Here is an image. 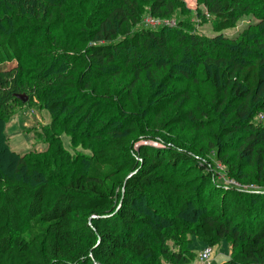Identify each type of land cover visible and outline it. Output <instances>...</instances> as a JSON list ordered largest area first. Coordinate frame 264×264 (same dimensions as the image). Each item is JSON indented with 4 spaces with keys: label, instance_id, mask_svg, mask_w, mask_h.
<instances>
[{
    "label": "trees",
    "instance_id": "trees-1",
    "mask_svg": "<svg viewBox=\"0 0 264 264\" xmlns=\"http://www.w3.org/2000/svg\"><path fill=\"white\" fill-rule=\"evenodd\" d=\"M196 2L194 12L186 0H0V264H190L191 234L206 247L227 241L222 264H264V193L219 185L214 166L195 157L204 155L153 137L146 122L115 117L124 127L111 128L115 100L162 116L187 100L179 80L210 83L212 107L200 116L217 130L206 153L231 142L236 165L227 170L237 182L245 158L263 165L264 0ZM251 16L259 22L224 37ZM207 21L216 36L198 30ZM35 97L51 118L47 151L20 155L5 127ZM228 109L222 121L210 116ZM63 135L93 154L73 155ZM190 165L204 197L166 177Z\"/></svg>",
    "mask_w": 264,
    "mask_h": 264
},
{
    "label": "rangeland",
    "instance_id": "rangeland-1",
    "mask_svg": "<svg viewBox=\"0 0 264 264\" xmlns=\"http://www.w3.org/2000/svg\"><path fill=\"white\" fill-rule=\"evenodd\" d=\"M186 2L188 7L196 12L198 8L196 0H186ZM148 18L149 17L145 18V25H148ZM258 22L259 20L253 16L244 17L239 21L236 28L226 30L222 34L224 37L234 39L245 29L257 24ZM198 30H200L201 33L207 34L208 36H216V33L213 31L209 21L199 26ZM189 65L191 68V73L193 74L192 69H194V66L192 64ZM194 83L195 82L191 79L188 82L179 80L178 83L175 84L179 91H184L187 100H183V98L180 100L175 99V104L169 105L162 116L154 114L151 108H141L140 106L134 107L130 105L131 103L126 99H121L119 102L115 100L117 105H115V114L113 113L114 119L111 122V128L115 129L116 127H124L123 121H115V117H133L140 121L146 122L147 130H155V132H153L155 134H152L153 137L161 139L160 136L164 135L166 141H169L170 143H174V141L179 143L184 142V147L187 149L191 150L192 152H198L200 155H204V158L198 155H195V157L198 160H201V163H207L208 165L211 164L214 166L213 168L216 174V182L219 185H223L227 188H237L235 185L230 184V182L238 183L241 185V187L249 184V188L247 189H257L259 192L264 193V153L263 157L261 158L263 161L262 166L261 163L258 162L257 158L244 159V162L236 173L245 180L240 181L239 179V182H237L238 179L236 176L234 178L233 176L230 177L227 170L230 164H233L234 166L236 165L233 162L235 156L233 148H231L229 145L231 142H229V144L221 145L218 153L217 151L206 153V143L210 141L211 134L216 132L217 123H215L212 118H208V122L203 120L200 116V109H207L209 106L212 107L211 101L213 99V89L210 83ZM184 93L181 95H184ZM148 95L149 91L146 84L144 88L139 93H137V99L139 103L143 105L146 100H149L151 94L149 96ZM32 101V104L28 103L26 105H19L15 115L5 127V135L8 139L10 148L20 155H24L29 152L44 153L47 151L48 147L47 144L42 140V131L44 126L51 122L50 114L46 109H42L43 106L41 103H39V100L36 97L33 98ZM177 102H183V104L178 106ZM179 108L182 111L181 113H179ZM231 111L232 109L224 110L223 113H218V110L215 112L210 111V116L214 117L215 121H222L223 118L228 115V113H231ZM191 113L192 115L194 113L193 116H196L197 120H195L193 117L191 118ZM217 116L219 119H217ZM174 119H180V123L173 122ZM199 120H202V122ZM80 130L84 132L85 128L81 127L79 130H75V132L78 133ZM80 135L82 136V134ZM62 141L64 147L73 155H76L79 152H81L83 155L89 156L93 154L92 150L89 148L82 149L80 146V148L74 149L70 143L69 137L66 135L62 136ZM233 142L236 143V139H234ZM86 144L87 143H84L85 146ZM139 144H154L158 146L156 142L152 140H144ZM191 154L193 155V153ZM42 163L43 162L39 164L41 167V175H43L45 170ZM45 173H47V171H45ZM198 174V168L190 165L184 166L182 171L176 174L178 175L177 180H175L173 176H170V174H166V177L169 179V183H177L185 187L188 193H193L195 196L202 195L204 197L205 194L209 192L208 190H203V188H200V180L197 178ZM47 175L48 174H46V176ZM258 181L263 182V184L256 185L255 183ZM198 204H200L201 207V201L197 202V205ZM188 238L190 239L189 241H191V247L193 246L194 250L197 252L196 257L192 259L190 264H200L199 254L206 246L203 245V241H201V239L196 235H188ZM169 245L174 249H177L175 241H169ZM212 248V264H222L230 257L231 247L227 241H222L219 245Z\"/></svg>",
    "mask_w": 264,
    "mask_h": 264
},
{
    "label": "built area",
    "instance_id": "built-area-1",
    "mask_svg": "<svg viewBox=\"0 0 264 264\" xmlns=\"http://www.w3.org/2000/svg\"><path fill=\"white\" fill-rule=\"evenodd\" d=\"M147 24L149 26H152V27H157V26H160L163 24L174 25V22L164 23V22H161L159 20H155L152 17H149L147 20ZM261 117L264 118V116H261ZM230 184L235 185V187H237L243 191L259 192V190H257V189H247V188H249V186L241 187L240 184L233 183V182H230ZM212 255H213V248L210 246L205 247L204 250L199 254L200 264H212Z\"/></svg>",
    "mask_w": 264,
    "mask_h": 264
},
{
    "label": "water",
    "instance_id": "water-1",
    "mask_svg": "<svg viewBox=\"0 0 264 264\" xmlns=\"http://www.w3.org/2000/svg\"><path fill=\"white\" fill-rule=\"evenodd\" d=\"M23 103H27L29 100V97L26 94L18 95L17 96Z\"/></svg>",
    "mask_w": 264,
    "mask_h": 264
}]
</instances>
